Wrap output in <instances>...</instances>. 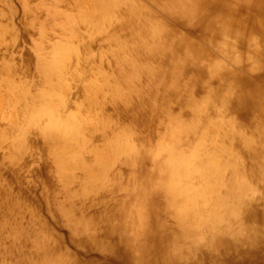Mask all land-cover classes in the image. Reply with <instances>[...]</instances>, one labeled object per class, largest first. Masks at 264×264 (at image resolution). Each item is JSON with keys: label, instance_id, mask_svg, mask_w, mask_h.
<instances>
[{"label": "bare ground", "instance_id": "bare-ground-1", "mask_svg": "<svg viewBox=\"0 0 264 264\" xmlns=\"http://www.w3.org/2000/svg\"><path fill=\"white\" fill-rule=\"evenodd\" d=\"M0 264H264V0H0Z\"/></svg>", "mask_w": 264, "mask_h": 264}, {"label": "rangeland", "instance_id": "rangeland-1", "mask_svg": "<svg viewBox=\"0 0 264 264\" xmlns=\"http://www.w3.org/2000/svg\"><path fill=\"white\" fill-rule=\"evenodd\" d=\"M16 9L18 10V12H19V7H18V5H16ZM18 21V20H17Z\"/></svg>", "mask_w": 264, "mask_h": 264}]
</instances>
